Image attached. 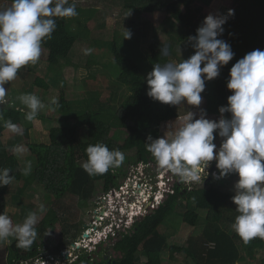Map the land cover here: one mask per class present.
Returning a JSON list of instances; mask_svg holds the SVG:
<instances>
[{
    "label": "trees",
    "instance_id": "obj_1",
    "mask_svg": "<svg viewBox=\"0 0 264 264\" xmlns=\"http://www.w3.org/2000/svg\"><path fill=\"white\" fill-rule=\"evenodd\" d=\"M69 3H72L71 0ZM124 5L129 11L151 15L150 26L153 35L149 50L153 64L171 61L176 45L186 43L189 36H195L197 28L208 14L228 16L222 26L224 32L218 38L227 42L235 55L227 65L220 68L217 77L205 81L203 91L204 112L213 116L212 120L221 117L219 108L227 106V97L233 93V90L227 88L230 68L246 53L255 49L264 50V0H124ZM79 9L76 6V12ZM229 10H232L231 15H228ZM69 18L56 17L57 27L51 39H45L42 43L49 51L47 63L50 73L55 77L61 75V71L58 72L60 61L69 57L78 38L67 22ZM168 20L175 23L177 36H170V41L163 42L155 29ZM85 34L87 32L83 33ZM107 43L103 42L97 46L99 48L107 46L113 52L114 62L120 69L117 82L131 91V95L116 112L109 107L101 106L100 93L94 90H92L94 95L84 100L69 101L61 94L56 104L49 105L63 112L62 118L66 125L50 129L49 144H32L29 129L24 124L26 112L14 106L0 108V113L3 114V119H0V169H10V176L13 177L9 185L0 186V213L7 215L13 225L17 224L18 219L14 218L15 216L10 217V214L16 209L7 206L6 198L15 181L23 184V188L32 185L34 191H43L49 198L54 197L57 200L68 193L78 195L81 199H88L93 197L97 183L103 189H108L113 183L118 184L113 168L105 174L95 176H89L84 171L82 164L87 160L85 149L89 144L102 142L110 150L136 149L139 160L158 166L151 153L146 150L147 137L149 135L153 138L160 137L161 124L180 116L178 106L150 98L147 95L146 81L150 71L142 70L137 62L121 53L115 41ZM165 44L169 46L167 56L160 55V48ZM186 45L193 55L195 49L187 43ZM58 73L60 74L57 75ZM53 79L54 77L50 81L57 85L58 81L55 82ZM50 81L42 77L35 78V84L45 90L49 88ZM10 83L11 81L7 84ZM75 102L81 109H78ZM70 119L75 120L74 124H71L72 121L69 122ZM7 120H11L18 128L25 126L22 134L32 154L30 159L34 163V168L27 177L23 174L18 148L4 144V135L9 130L4 126ZM79 127L87 128L86 141L78 139ZM113 129L127 131L128 135L123 143L111 137ZM214 136V143L219 147L222 138L215 132ZM210 163L216 167L215 160ZM237 179L238 176L233 173L220 178H207L189 187L177 185L175 192L169 194L158 208L138 220L132 230L123 233L114 246L116 257L104 259V256H101L102 252L95 251L81 254L71 264H138L139 254L146 258L144 264H162V252L167 246V238L159 231V226L174 215L180 206L186 209L184 221L193 227L199 220V214L195 209L207 210V215L202 239H189L184 245L171 244L168 247L171 260L177 259L178 255H181L185 262L193 261L195 264H237L254 260L258 250L264 248V239L255 238L246 244L234 231L230 232L227 229L231 227L238 214L231 199L235 194L233 187ZM61 217L60 206L52 205L43 219L36 224L37 235L29 249L18 248L16 240L8 246L9 264H21V261L34 258L43 246L45 237L54 231L56 222ZM70 233L66 231L64 238L50 252L56 253L64 248L71 236ZM241 249L245 251V255H242ZM97 256L101 257V260ZM262 263L264 264V258Z\"/></svg>",
    "mask_w": 264,
    "mask_h": 264
},
{
    "label": "clouds",
    "instance_id": "obj_2",
    "mask_svg": "<svg viewBox=\"0 0 264 264\" xmlns=\"http://www.w3.org/2000/svg\"><path fill=\"white\" fill-rule=\"evenodd\" d=\"M77 14L76 0H72V3L69 0H12L10 6L0 9V104H3L6 95L5 84L14 80L22 67L30 63L34 65L40 59L42 43L45 39H51L57 27L55 18ZM231 14L232 10H229L228 15ZM227 18V15L213 14L204 18L196 35L189 36L186 41L195 49L189 58L178 63L154 64L146 77L147 95L169 105L178 106L184 102L197 107L201 105L205 81L217 77L220 68L235 55L231 46L218 38L224 32L222 26ZM131 35L127 30L124 39H130ZM168 54L169 46L165 44L160 48V55ZM227 88L233 93L227 97V106L219 108L221 117L218 120L206 118L204 110H201L199 118H195L196 113L188 111L179 127L170 135L147 137L146 150L158 166L142 160L138 165H133L129 187L131 193L124 204L128 211L133 212L129 215L125 213V218L131 219L133 227L143 216L159 207H147L143 198L150 201L156 199L157 182L163 179L160 174L164 176L170 173L182 182L198 183L202 179L201 171L215 160L219 170L218 176L213 174L215 178L233 173L238 176L233 187L235 194L231 197L238 214L231 228L246 244L255 238L264 239V50L255 49L246 53L230 68ZM19 99L28 109V121H32L44 107L35 94H23ZM52 103L56 104L57 101L53 99ZM224 113H230V118H226ZM0 119H3L2 113ZM4 126L13 132L19 131L11 120L5 121ZM214 132L222 138L219 147L214 143ZM85 152L87 160L82 168L89 176L105 174L112 168L114 173V168L120 167L125 160L120 150H110L102 142L89 144ZM30 171L29 163L23 169V174L27 175ZM12 178L10 169H0V186L9 185ZM127 178L128 175L123 181H127ZM169 194L172 193H166V197ZM118 199L116 197L120 206L123 202ZM137 199H141L146 206L143 210L131 207ZM113 211L121 214L119 208ZM106 218L107 222L113 221L110 217ZM37 223L35 212H29L22 223L15 225L7 215L0 213V241L12 237L18 248L29 249L37 235ZM102 226L99 225V228ZM99 246L105 247L102 244ZM106 250L111 252L109 246ZM75 252L80 253L79 256L84 254L82 252L89 253L85 247L76 248ZM72 257L69 254L70 262H65L71 264L79 258L72 261Z\"/></svg>",
    "mask_w": 264,
    "mask_h": 264
},
{
    "label": "rangeland",
    "instance_id": "obj_3",
    "mask_svg": "<svg viewBox=\"0 0 264 264\" xmlns=\"http://www.w3.org/2000/svg\"><path fill=\"white\" fill-rule=\"evenodd\" d=\"M11 3L12 1L0 0V9L10 6ZM76 6L80 8L77 11L78 14L67 19V22L78 38L69 57L66 60L60 61L61 65L58 72L61 71V75L55 77L53 73H50L47 63L49 51L42 44L41 57L38 62L34 65L30 63L22 67L18 70L19 73L16 78L10 84H5L6 95L3 104H0V108L14 106L27 113V107L19 99L23 94H35L44 104V107L32 121H28L26 117L24 119V124L30 132V142L32 144H49L50 129L66 125L65 120L62 118L63 112L49 105L53 99L58 102L61 94L69 101L84 100L89 96H93L92 90H94L100 93L99 104L104 108L109 107L113 112H116L131 95L128 87L120 86L117 82L120 69L114 62L113 52L107 46L99 48L97 44L100 46L103 42H108L107 44H109L115 41L121 53L137 62L142 70L151 71L154 66L153 62H151L152 55L149 50V44L153 35V30L150 26L151 15L129 11L124 5V0H76ZM129 13L130 15H128ZM127 30L132 33L130 39H124V34ZM84 32H87V34L83 35ZM155 32L163 42H167L170 41V36H177V27L175 23L168 20L161 27L156 28ZM190 56L191 50L186 43H179L176 45L170 59L171 62L178 63ZM92 60L94 62H91ZM37 77H42L47 81H50L54 77L53 80L55 82L58 81V84L55 85L54 82L50 81L49 88L45 90L35 84V78ZM201 96L202 102L198 107L188 105L186 102L178 105L180 116L161 124L160 137L173 133L179 127L182 117L188 111L196 113L195 118H199L201 110H204L205 105L203 92ZM76 102L74 104L78 106V109H81L80 105L76 104ZM224 116L230 118L231 114L225 113ZM206 118L214 119L213 116L207 114ZM219 118L215 119L218 120ZM69 122L74 124L75 120L70 119ZM25 126L23 125L22 128H18V132L8 130L4 135L3 141L6 145L17 147L19 161L23 169L30 163L32 170L34 168V163L30 159L32 154L25 144L22 134ZM110 134L119 143H123L128 135L124 129H113ZM87 138V128L79 127L78 139L86 141ZM121 152L125 155V160L120 167L114 168L117 183L122 182L129 172L133 173V165H138L139 162L136 149ZM212 170L209 164L203 170L201 176L203 177V174L207 176L206 171L212 173ZM28 175H30V172L25 177ZM203 180L201 179L200 182ZM178 181V185L181 186L180 182L182 181L179 178ZM183 183L185 184V182ZM192 184L197 183H186L187 187ZM98 185L99 183L95 185L94 194L91 198L81 199L78 195L68 193L57 200L54 197L53 199L49 198L43 191H34L32 185L23 188V184L15 181L11 185V192L6 198L7 206L16 209L10 214V217L15 216L14 218L18 219V224L23 222L29 212H35L39 223L52 205L60 206L62 217L58 219L54 231L45 237L44 244L41 246L42 250L46 249V252H49L47 254H50V250L55 248L59 241L64 238L66 231L71 232V236L69 235L70 238H68L65 248L81 238L86 229L85 226L90 224L92 222L91 218L94 217L92 215L93 212L90 213V210L98 206V198L106 193L105 189ZM185 210L184 206H180L174 215L170 216L159 226V231L167 238V246L162 252V264H195L193 261L185 262L181 255H178L175 260H171L169 257L168 247L171 244L184 245L188 243L189 239H202L207 210L195 209L199 214V220L194 227L184 221L183 215ZM227 229L230 232L234 231L231 227ZM84 237L86 236L84 235ZM115 239L116 241L120 239V235H117ZM14 240L15 238L9 237L5 241H0V264H9L7 260V248ZM108 246L109 250H111L108 254L110 253V258H112V256L116 255L113 251L114 243L112 242ZM241 253L245 255L243 249H241ZM139 255L138 264H144L146 258L141 254ZM263 258L264 248L258 250L257 257L254 260H246L237 264H263ZM73 259L72 257L71 260L73 261ZM67 260L70 262V258Z\"/></svg>",
    "mask_w": 264,
    "mask_h": 264
},
{
    "label": "built area",
    "instance_id": "obj_4",
    "mask_svg": "<svg viewBox=\"0 0 264 264\" xmlns=\"http://www.w3.org/2000/svg\"><path fill=\"white\" fill-rule=\"evenodd\" d=\"M210 169L212 170V173H209L206 171L207 176L203 174L202 179H207L210 177H215L219 175V170L210 163ZM134 172V170H133ZM203 173V170L201 174ZM131 172H129L127 181L120 182L115 185H111L110 188L107 190L105 194L100 196L97 201V207L93 208L94 218L92 219V222L90 225L85 226V230L83 235L79 240L74 241L68 248L61 249L59 252L56 253H46V249L42 250L39 249L38 254L31 259L21 261V264H67L65 260L68 259V255L73 256V260H75L77 257H79V254L75 252L76 248L81 249V247H85L86 251L89 253L95 252L99 245L108 246V244H111L112 242L115 244V237L117 235H120V238L122 237L123 233L128 232V230L132 229V221L130 218H125L126 215H129L130 213H133L132 210L128 211L124 204H126L128 197L131 193V190L129 189L130 183L132 179L130 178ZM161 177H163L162 180H159L157 182L158 184V190L155 191V200L150 201L148 198H143V201L147 202V207L156 208L159 206L160 202L163 200V198L166 197V193H174L175 187L178 184V178L176 176H173L172 174H166L163 176V174H160ZM136 177V176H134ZM134 185H136V182H133ZM183 186H188L186 183L180 182ZM150 187H152L150 185ZM116 197H119L122 200L123 204L118 206L116 201ZM133 205V206H132ZM131 205V207H138L139 210H143L146 206H144V203L141 199H137L136 202H134ZM121 211V214L114 212L113 209H118ZM110 217L113 219V221L107 222V218ZM114 222V223H113ZM99 225H103L101 228H99ZM85 234H88L87 237H84ZM113 240V241H112ZM119 240V239H118ZM117 240V241H118ZM101 241V242H99ZM116 241V242H117ZM84 253V252H82ZM64 260V261H63Z\"/></svg>",
    "mask_w": 264,
    "mask_h": 264
},
{
    "label": "flooded vegetation",
    "instance_id": "obj_5",
    "mask_svg": "<svg viewBox=\"0 0 264 264\" xmlns=\"http://www.w3.org/2000/svg\"><path fill=\"white\" fill-rule=\"evenodd\" d=\"M99 247H101V250H100V251L97 250V253L102 252V253H101V254H102V257L105 256V253H108V252H109L108 250H106V248H107L106 246L104 247V249H103V246H99ZM98 249H100V248H98ZM113 251H114V254H116L115 249H113ZM97 255H98V254H97ZM110 256H111V255H109V258H110ZM112 257H116V255H114V256H112ZM97 258L101 259V257H99V256H97Z\"/></svg>",
    "mask_w": 264,
    "mask_h": 264
},
{
    "label": "water",
    "instance_id": "obj_6",
    "mask_svg": "<svg viewBox=\"0 0 264 264\" xmlns=\"http://www.w3.org/2000/svg\"><path fill=\"white\" fill-rule=\"evenodd\" d=\"M100 249H98L99 251L101 250V247H99ZM109 258V254L108 253H106L105 254V256H104V259H108ZM99 260H101V259H99Z\"/></svg>",
    "mask_w": 264,
    "mask_h": 264
},
{
    "label": "bare ground",
    "instance_id": "obj_7",
    "mask_svg": "<svg viewBox=\"0 0 264 264\" xmlns=\"http://www.w3.org/2000/svg\"><path fill=\"white\" fill-rule=\"evenodd\" d=\"M85 236L87 237V236H88V234H85Z\"/></svg>",
    "mask_w": 264,
    "mask_h": 264
},
{
    "label": "crops",
    "instance_id": "obj_8",
    "mask_svg": "<svg viewBox=\"0 0 264 264\" xmlns=\"http://www.w3.org/2000/svg\"><path fill=\"white\" fill-rule=\"evenodd\" d=\"M50 139V138H49Z\"/></svg>",
    "mask_w": 264,
    "mask_h": 264
}]
</instances>
